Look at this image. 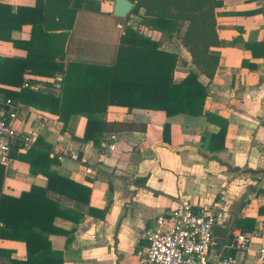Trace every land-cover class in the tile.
<instances>
[{
  "label": "crops",
  "instance_id": "1",
  "mask_svg": "<svg viewBox=\"0 0 264 264\" xmlns=\"http://www.w3.org/2000/svg\"><path fill=\"white\" fill-rule=\"evenodd\" d=\"M96 1L100 11L79 7L71 29L46 31V0H0V100L13 101L17 127L37 130L41 143L34 147L53 158L44 163L54 178L42 199L48 201V215H55L42 219L49 242L37 244L45 250L44 264H138L136 252L147 248L157 218L168 216L183 198L218 209L210 260L231 255L240 264H264L262 239L247 249L235 240V231L264 224V0H222L216 8L222 43L213 50L220 61L202 113L168 115L131 107L126 98L113 104L106 88L85 86L69 94L72 113L65 125L57 106L42 108L23 93L29 88L62 95L63 75H35L18 61H26L32 40L33 53L51 51L68 73L76 63L114 66L129 17L121 24L113 14L116 0ZM184 32L185 26L173 36L146 34L159 50L178 55L175 83L191 66ZM164 67L166 78V61ZM90 116L102 123L91 125L94 137L85 139ZM24 153L15 150L8 164L0 162V193L20 197L33 186H48L49 174L21 159ZM142 177L145 183L137 180ZM27 251L25 240L0 237V264L25 262Z\"/></svg>",
  "mask_w": 264,
  "mask_h": 264
},
{
  "label": "trees",
  "instance_id": "2",
  "mask_svg": "<svg viewBox=\"0 0 264 264\" xmlns=\"http://www.w3.org/2000/svg\"><path fill=\"white\" fill-rule=\"evenodd\" d=\"M132 1L135 2V6L131 13L139 14L140 10L144 9L140 24L149 30L173 36L179 34L185 26L182 42L190 52L191 66L187 77L182 82L175 83L173 80L178 55L159 50L157 42L147 37L141 30L127 26L121 41L118 61L112 67L76 63L68 73L63 60L58 61L57 56L51 51L38 49L37 53H33L32 40H30L28 45L30 54L26 61L19 60V64L22 62L24 67L35 75L52 78L63 75L60 82L62 95L56 96L53 92L33 91L29 88L24 89L23 93L37 98L42 108L57 106V112L61 113L65 125L72 113V110L67 112L69 94L72 90L76 92L79 89H85V86L96 87L98 90L102 87L106 88L108 100L113 104L117 103L119 98H126L124 102L131 107L135 105L165 110L168 115L202 113L208 94L207 86L213 82L220 61V54L213 50V47L220 46L222 43L217 31L215 13L216 8L222 4V0ZM81 6L96 11L101 9L96 0H46L43 17L46 31L71 29L77 10ZM55 16H59L60 21H55V25L50 26L49 22L54 20ZM128 50L134 52L131 53ZM138 51H143L145 55L137 56ZM125 54L131 56L123 58ZM164 61L167 67L166 78ZM137 71L139 73H136ZM201 76L204 77V81ZM96 122L102 123L95 120L93 116L89 117L85 139L94 137L90 135V132L91 125H95ZM222 130L223 127L220 132ZM38 140L40 142L41 138L39 137ZM19 157L48 173L49 184L45 188L33 186L30 191L23 192L20 197L0 193V237L23 239L28 245L26 261H13V264H44L46 253L41 248L49 242L50 232L42 219L52 220L55 215L53 213L48 215L49 212L45 210V207H49L48 201L42 199L47 189L52 186L54 178V173L44 163L53 158L49 159V151L38 150L35 147ZM145 178H137V180L145 183ZM37 244L43 246L37 247ZM29 245H34V248L32 249Z\"/></svg>",
  "mask_w": 264,
  "mask_h": 264
},
{
  "label": "built area",
  "instance_id": "3",
  "mask_svg": "<svg viewBox=\"0 0 264 264\" xmlns=\"http://www.w3.org/2000/svg\"><path fill=\"white\" fill-rule=\"evenodd\" d=\"M139 14L130 12L126 23L149 34L151 30L140 24ZM18 117L11 99L0 100L1 163L8 164L15 150L27 152L37 144L38 131L22 132L15 124ZM72 156L80 157L79 153ZM87 170L91 172L93 168ZM218 223L219 213L214 205H195L190 199L183 198L168 216L157 218L156 228L148 232L147 248L136 252L138 264H240L231 255L210 260L214 228ZM256 238L263 240L259 257L264 262V224L250 232L235 231L236 246L240 249H247Z\"/></svg>",
  "mask_w": 264,
  "mask_h": 264
},
{
  "label": "water",
  "instance_id": "4",
  "mask_svg": "<svg viewBox=\"0 0 264 264\" xmlns=\"http://www.w3.org/2000/svg\"><path fill=\"white\" fill-rule=\"evenodd\" d=\"M134 6L135 2L132 0H116L113 8V14L120 18L121 24H123L129 13L133 10Z\"/></svg>",
  "mask_w": 264,
  "mask_h": 264
}]
</instances>
